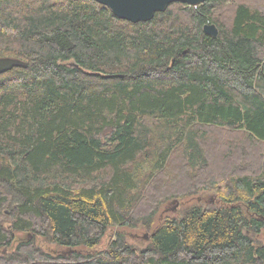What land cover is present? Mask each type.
<instances>
[{
  "label": "trees",
  "instance_id": "trees-1",
  "mask_svg": "<svg viewBox=\"0 0 264 264\" xmlns=\"http://www.w3.org/2000/svg\"><path fill=\"white\" fill-rule=\"evenodd\" d=\"M226 2L0 0V58L27 63L0 75V264H264V8ZM189 170L220 205L154 226Z\"/></svg>",
  "mask_w": 264,
  "mask_h": 264
},
{
  "label": "rangeland",
  "instance_id": "rangeland-1",
  "mask_svg": "<svg viewBox=\"0 0 264 264\" xmlns=\"http://www.w3.org/2000/svg\"><path fill=\"white\" fill-rule=\"evenodd\" d=\"M240 1L245 2L246 4L252 2V7H258L260 9L264 8V0H227L226 5L232 6ZM239 139L242 141L245 138L241 136ZM232 145H234V143ZM180 173L183 175L182 182H179L180 177L178 176L177 178H174V182L180 190H183L182 193H180L181 195H176V197L173 196L167 200H164L163 197L157 198L152 201L150 208L147 205L141 206V210L146 212H150L151 208L154 207V226L163 222L167 218H176L180 214L182 215L186 208H189L190 206L212 208L216 205H220V198L218 199V195H223L227 188V182H225L223 176L221 177V175L215 174V180L210 184L211 187L208 188L207 185L209 182L207 174H200V177L197 179L200 173L198 170L182 171ZM172 181H167V183L171 185L173 183ZM185 191L191 194L187 196ZM153 192L157 193L156 190H153L152 193ZM124 231H126L127 238L138 246L144 245L149 240V233L142 229L140 225L133 230L125 229ZM111 234L112 232L106 234L98 248L102 249L107 245L108 241L111 239ZM13 238L14 241L8 249L9 252L13 251L18 243L25 240L27 241V238L23 236V234H15ZM39 244H41L43 250H46L48 253H57L58 251L53 245H46L41 242H39Z\"/></svg>",
  "mask_w": 264,
  "mask_h": 264
},
{
  "label": "water",
  "instance_id": "water-1",
  "mask_svg": "<svg viewBox=\"0 0 264 264\" xmlns=\"http://www.w3.org/2000/svg\"><path fill=\"white\" fill-rule=\"evenodd\" d=\"M106 6L113 15L131 23L147 22L153 19L155 13L164 12L172 3H183L197 7L206 0H93ZM203 33L217 38L218 29L212 24L203 26ZM27 63L13 58H0V75L13 67H26ZM5 253V252H4Z\"/></svg>",
  "mask_w": 264,
  "mask_h": 264
}]
</instances>
